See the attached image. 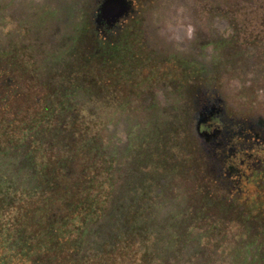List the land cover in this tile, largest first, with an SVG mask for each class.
Segmentation results:
<instances>
[{
    "label": "trees",
    "instance_id": "trees-1",
    "mask_svg": "<svg viewBox=\"0 0 264 264\" xmlns=\"http://www.w3.org/2000/svg\"><path fill=\"white\" fill-rule=\"evenodd\" d=\"M247 1L252 2V0H244L243 3H247ZM203 2L206 6L205 12L207 14L213 13L212 17L224 20L233 19L231 13L234 0H203ZM43 3L45 4L43 8L51 10L52 6H48L46 0ZM89 3H92V0H82V3L71 2L70 5L75 7L72 16L57 17V20H62L64 23L67 21L69 23L70 18L73 17L78 20L75 28L78 37L74 40L75 44L73 48L67 44L70 49L72 48V64L76 62V44L85 39L88 40L92 35L88 25L82 23V21L89 19L87 12L90 9L87 5ZM57 6V9H60L58 14L61 13L62 7H66L58 4ZM11 8L10 1L8 3L3 0L0 1V36L2 30L10 32L21 23V20L32 25L29 22L30 17L26 15L27 9L24 10L22 7L17 8L21 18L19 19L20 16H18L8 26L10 21L5 11ZM48 14L54 15L52 11ZM81 25H85V27ZM30 27L28 28L31 29ZM87 33L91 35L89 36ZM55 37H59L58 33ZM108 42L107 44L112 43L111 41ZM220 42V48L229 46L228 40L224 39ZM92 43L97 45L99 50L97 49L90 59L99 60L102 70H104L108 58L116 64L120 56L119 53L123 50L116 47L118 42H115L114 46L109 48L110 50L104 49V42L102 43L98 37L94 39V42L92 40ZM128 48V52H130L131 46ZM58 49H55V58L58 57ZM4 54L0 51V124L9 127L7 131L12 134L10 138L0 137V264H37L40 260L44 262L53 260L57 254H59L60 263H62L65 260L62 258L64 252H69L70 256L75 255L78 258L83 253L84 248L90 249L97 238H105L111 247L116 246L122 239L123 231L117 225L118 218L113 217L115 204L120 208H131L134 214L133 219H127L123 222L124 227L129 230L131 221L135 223V218L140 223L136 236H139L138 238L142 242L141 256L144 261L160 258L166 259L165 264H184L185 252L182 245L187 241L191 243L200 242V234L194 230L202 225L203 218L205 217L206 220L208 215H200L201 208L195 210L196 204H185L184 201L170 199L167 196V191H170L169 187L172 183L170 177L177 175L180 168L170 170L167 167L166 145L161 138H166L168 126L174 122L165 121V119L155 116L142 117L139 120L144 124L139 128V133L130 131V125H134V123L129 125L125 123L122 131H124L127 140L123 148H120L118 144L111 145L104 142V137H88L84 146L90 148V151L95 154L96 163H102L105 166L103 167L106 176L104 175L102 180H97V177L103 174L98 176L92 174L93 168L97 169L98 166L88 165V162H85L86 165L80 167L79 175L75 177L74 168L68 162L71 153L67 151V154L63 153L61 156H56V161L61 166L60 170L64 176L70 177V180L62 188L60 187L61 182L58 185L55 184V187H59L61 190V199L56 196L51 198L54 186L49 187L48 184H42L36 180L35 170L24 169L28 167L24 162L25 154L21 151V147L26 149L25 146L30 144L24 131L35 129L43 122L51 119L55 121L58 119L60 126H64V119L75 116L76 110L80 109V103H92L98 99L94 98L92 94L98 88L95 89L96 83L89 81V79L84 78L86 82L82 83L78 76H73L71 81L73 84L66 91L63 90L64 87L61 84L63 85V81L66 80L67 74L71 70L64 73L61 71L60 77H56V73H53L52 78L55 83L50 81L47 97H43L42 101H37V104L33 103V98L28 100V103L24 104V107L30 108L27 112L16 101L22 95L19 94L18 90H22V88L25 90L26 87L30 86L27 83L28 75H21L17 72V68L21 65H16L17 68L7 65L5 57H3ZM50 54L53 55L52 52ZM44 58L45 56H43V60ZM87 60L90 61L88 58ZM75 66L71 73L73 70L81 71L79 67L76 66L75 68ZM131 68H134L131 64L124 66L123 77L124 74L130 73ZM85 72L90 74L88 71ZM48 74L51 77L52 73L48 72ZM114 75L117 77L118 74ZM101 88L103 87L101 86ZM103 95L106 96L105 93ZM127 100L132 106L131 100ZM65 111L68 114H65ZM70 112L72 113L70 114ZM36 113L39 118L35 120ZM104 125L105 123L102 124L103 129ZM16 127L22 128L25 139L19 141L16 135L20 134L14 132ZM5 131L0 129V136ZM142 131L147 133L145 137ZM74 136L76 135L59 145L68 146L75 139ZM141 146L149 149H142ZM106 152L109 154L106 156L107 163L105 162ZM147 152H152L154 155V163H150L149 171H141L146 194L137 201L132 198V193L138 188L130 187L132 185L130 184L131 177H128L125 169L128 161L132 164L130 161L132 155L135 154V159H137L139 154ZM28 153L37 154L36 150H30ZM141 167L145 168V166ZM96 182L99 183L98 189L95 185ZM74 189L76 193L69 196L70 190L73 191ZM13 199L14 201H12ZM15 200H17L16 203L20 201L19 205H16ZM12 204L16 209L15 211L12 209ZM36 211L40 217L36 216ZM28 215H30L31 221L25 225V219L28 218ZM204 224L211 226V234L213 235V228H217L215 224L211 225L208 221ZM128 233L132 234L131 229ZM91 253H93L92 249Z\"/></svg>",
    "mask_w": 264,
    "mask_h": 264
},
{
    "label": "rangeland",
    "instance_id": "rangeland-1",
    "mask_svg": "<svg viewBox=\"0 0 264 264\" xmlns=\"http://www.w3.org/2000/svg\"><path fill=\"white\" fill-rule=\"evenodd\" d=\"M1 1V0H0ZM7 3L10 1L12 4V10H6L5 13L7 14L8 20L11 25V22L20 16L19 10L17 8H22L24 10L27 9V14L30 17L29 22L32 24H28L21 20V23L17 25L14 29L9 31L2 30V35L0 36V51L4 52L5 60L7 61V65L10 67H16V65H21L17 68V72L21 73V75H28V83L33 88V90H28L26 88H22V90H18L19 94H22L19 98H17L16 103L23 106V110L29 111V107H24V104L28 103L30 97L33 98V103L37 104L35 98L40 97L39 92H41L40 88L43 87L47 88L45 93H48L50 81L55 83V80L52 78L53 73L56 72V65H60L62 68V73L65 71L69 72L72 71L75 64L71 63V54L72 48L74 46V40L78 37L75 32L77 18L73 17L70 18L69 23L68 21L64 23L62 20L60 24L56 25L57 17L62 18L63 16H72V11L75 9L74 6H71L70 3L78 2L82 3V0H46L48 6H52L51 10L44 7V0H3ZM87 1V0H84ZM99 1V0H98ZM101 1L99 3L101 4ZM135 6L138 10L137 18L142 20L143 29L146 33V54H149L155 57H152L149 60H145V63L142 62V65L136 68H131L130 73L124 74V77L121 81H116L115 76L109 74L106 75V70H102L97 59H90L94 52L99 50L97 45L91 44V41L96 39L97 32L95 33L94 24L89 20L88 28L92 32L87 33V35H91L89 39H85L84 41H80L76 44V66L81 69V71L73 70L67 74L66 80L63 81V85L61 84L63 90H69L73 84L71 81L73 80V76H78L83 82H86L85 79H89L91 82L96 83L97 91H93L92 94L94 95L95 102L92 103H80V109L78 108L74 113L75 116H69L64 119V126H60L58 123V119L47 120L43 122L40 126L32 130H25L26 137L29 145H26V149L21 147V151L25 154V163L28 168H24L25 170H35L37 177L36 180H39L42 184H48L49 187L51 185L54 186V191L51 192V198L53 196L58 197L61 199L60 194L61 190L59 187H55V184L58 185L60 183V187L62 188L64 185L68 184L70 177H66L63 175V172L60 170L61 166L56 161V156H61L63 153H71L70 162L71 167L74 168V176H78L80 167L86 165L85 162L89 164L96 165L99 168H93L92 174L98 176L99 174H103L100 177H97V180L103 179V176H106V172L104 171V165L102 163H96L95 154H93L90 148L84 146L85 140L89 137H98V138H105L104 142L108 144L114 145L118 144L120 148H123L125 145L127 138L125 137L124 131H122L124 124H133L130 125V131H137L139 133V128L143 126V122L139 120L141 113L139 108L133 100L136 99L135 96V85H141L143 83L148 84L155 83L153 80L156 76L152 77L155 72L159 73L160 68L165 70V62L168 52V46L165 41L160 38V36H166L167 38L171 39L173 44L176 46L177 50L185 51L189 42L192 39V32L200 27V24L197 25L198 22V12L196 11V7L193 4L201 3L200 0H133ZM199 1V3H198ZM96 0H92L93 7L95 5ZM244 2V0H241ZM98 3V4H99ZM63 5L66 7L57 9L58 6ZM54 7V8H53ZM41 8V9H40ZM206 8V6H204ZM234 15L236 16L237 20L240 22L245 20V24H247L248 28L253 31L262 30L263 27H255L254 23L256 20L263 18L264 16V0H253L252 3L247 1V5L239 4L234 7ZM57 9V10H56ZM198 10V9H197ZM52 11L54 15L48 14V12ZM88 18L90 19L91 10L88 9ZM208 17H205V27L203 29L205 31L206 36H211V40H218L222 39V37L227 36L230 32V22L222 21L224 19H218V21L214 20L213 13L207 14ZM27 16V17H28ZM55 17V18H54ZM94 17V15L92 16ZM21 16L19 17V19ZM134 18V15H133ZM251 20V21H250ZM46 21V22H44ZM83 23V22H82ZM72 24V25H71ZM207 25V26H206ZM257 25V24H256ZM31 26L29 29L28 27ZM79 26V25H78ZM85 27V25H81ZM235 29L236 25H234ZM80 27V26H79ZM79 29V28H78ZM202 29V27L200 28ZM58 33V39L56 40L55 35ZM95 33V34H93ZM205 36V40H206ZM88 37V36H86ZM99 37V36H98ZM70 38V39H69ZM223 40V39H222ZM89 42V43H88ZM60 43V44H59ZM70 43V44H69ZM70 45L71 49L67 46ZM58 45V47H57ZM66 47H68L66 49ZM57 51V58H55L54 52L55 49ZM106 49V48H104ZM128 46L123 48L122 52H120V56L129 59L131 65H135V59L130 60L128 53ZM134 49V47L132 48ZM205 53L212 54L213 49L212 46H208L205 48ZM242 50V49H241ZM246 49L245 51H247ZM53 53L50 54V53ZM131 52V50H130ZM221 52L224 55L223 59L221 60L220 67H214L211 69V76L209 80L215 81L217 83H221L222 87L225 85V88L219 87L220 93H224V97L232 98V93H236V95L243 96L246 92L243 89L244 84H249V82L245 79L248 77L245 73L238 72V69L235 71L238 74H234V70L231 67L233 65L232 62V49L230 46L226 45L225 47L221 48ZM152 53V54H151ZM50 54V55H49ZM74 55V54H73ZM43 56H45L44 61ZM208 56V55H205ZM250 59L251 56H254L252 52V48H249L248 53L246 55ZM87 58L92 61H88ZM50 59V60H49ZM43 60V62H42ZM83 62L84 64H82ZM69 64V65H68ZM75 66V68H76ZM158 68V69H156ZM242 69H240L241 71ZM85 71L90 72V74H86ZM51 72V77L48 74ZM102 72V73H101ZM247 76V77H246ZM161 77V76H158ZM52 78V79H51ZM163 78V77H162ZM106 79L110 80L112 84H123L121 86H116V90H121L120 92L123 93L122 95L124 98L114 99L111 96H104L103 93L104 89L106 88ZM208 78H206L207 80ZM88 81V80H87ZM144 88H148L147 86ZM151 85V84H150ZM101 86L103 88H101ZM206 88H209L211 84H206ZM94 87V86H93ZM114 89V90H115ZM116 90L113 92L116 94ZM34 91V96H33ZM167 91V90H166ZM224 91V92H223ZM146 91H144L145 93ZM146 96L145 94H143ZM166 95V94H165ZM126 98V99H125ZM244 98V97H243ZM131 100L129 105V101ZM225 99L227 102L232 101L233 104L236 105L238 111H240L241 115H244L246 106L249 108V103L239 101L236 104L235 100ZM249 99V98H245ZM125 100V101H124ZM234 105V106H235ZM252 109H256L257 107H253L254 103L250 105ZM232 108L233 106L230 105ZM247 108V109H248ZM65 114H68L65 111ZM72 112H70L71 114ZM256 114H258L256 112ZM39 118V115L35 114V120ZM124 120V122H123ZM142 120V119H141ZM140 121V122H138ZM18 122V121H17ZM36 122V121H35ZM104 129L102 124H104ZM15 124H18L15 122ZM37 124V123H36ZM0 129L6 130L1 138L8 137L10 138L12 133H9V127L0 124ZM17 138L19 141L23 139V131L21 127H16L14 130ZM142 134H147L146 132L142 131ZM73 135L75 139L68 145L62 146L59 145L60 143L67 142ZM81 138V139H80ZM25 139V138H24ZM161 140L166 143V138H161ZM142 149H149L145 148V146H141ZM30 150H36V153L29 154ZM68 151V152H67ZM89 153H91L89 155ZM107 152L105 153V162L107 163ZM89 155V156H87ZM109 155V154H108ZM152 152L141 153L135 159V154L132 155L130 158V162H127L125 172L130 176V187L133 189L138 188L132 193V198L134 200L139 201V199L146 194V189H144L143 178L141 177V171L147 172L149 171L150 163H154ZM23 158V157H22ZM100 164V165H99ZM69 166V165H68ZM104 166V167H103ZM145 166V168L141 167ZM186 168L193 167V164H189L185 166ZM77 169V171H76ZM180 168L179 173L170 177V181L172 182L169 190L167 191V196L170 199H176L179 201L186 202L185 204H196L195 210L200 206L198 204V197L196 194V184L192 182L191 184H186L185 181H189L192 178V173L195 169H183ZM138 171V172H137ZM103 172V173H101ZM197 173V172H196ZM199 176V174H198ZM74 177V178H75ZM106 178V177H105ZM104 178V179H105ZM198 178V177H197ZM106 180V179H105ZM97 189L99 188V183L96 182ZM164 189V188H163ZM246 189L249 191H253L252 186H246ZM72 193H76V190H70L68 193L69 196ZM250 194V192H245V195ZM163 195V194H162ZM165 196V195H164ZM133 200V201H134ZM14 201V199L12 200ZM17 200H15V203ZM193 202V203H191ZM197 202V203H196ZM20 203V201H18ZM16 203V205H19ZM29 205V204H28ZM113 210V217L118 218V226L123 231L122 239L116 246L111 247L109 242L105 238H97L95 243L88 249L85 247L83 253L80 257L72 255L70 256L69 252H64L62 254V258H64V262L60 263L59 254L57 257H54L53 260L49 261H42L40 260L37 264H165L166 259L151 258L150 260H143L141 256V239L139 236H136V231L139 227V222L135 218L134 221H131V225L129 230L123 226V222L127 219H133V212L131 208H120L117 204H115ZM264 206V203H262ZM12 209L15 211L12 204ZM192 209V208H191ZM111 210V211H113ZM197 210V211H198ZM38 211L35 212L37 214ZM43 213V212H42ZM207 219L205 217L202 220V225L197 227L194 232L200 234L199 240L203 243H216L218 240V235L225 231L226 237L232 236V234L237 235L238 231L234 230L235 225L229 224V222L219 223L215 219V215L213 213L206 214ZM40 217V214L36 215ZM210 216V219H208ZM214 217V218H213ZM31 221L30 215L28 218L25 219V225H27ZM208 221V223L215 224L217 227L216 231L213 228V235L211 234V226H207L208 224H204ZM217 224V225H216ZM143 226V225H142ZM210 228V229H208ZM132 231V234L128 232ZM128 231V232H127ZM229 237V238H230ZM150 244V243H149ZM91 249L93 253H91ZM58 261H56V260ZM52 261V262H51Z\"/></svg>",
    "mask_w": 264,
    "mask_h": 264
},
{
    "label": "flooded vegetation",
    "instance_id": "flooded-vegetation-1",
    "mask_svg": "<svg viewBox=\"0 0 264 264\" xmlns=\"http://www.w3.org/2000/svg\"><path fill=\"white\" fill-rule=\"evenodd\" d=\"M99 1L96 0L94 7L92 3L87 4L92 13L90 19L82 22L88 25L92 20L104 48L110 50L115 42H118L116 47L120 49L126 45L134 47L128 52L130 60L137 61L131 65L134 68L155 57L152 53V56L145 53L147 35L140 29L144 24L137 18L139 12L134 1L124 0L127 7L114 18L104 16L102 5L105 0L101 4ZM200 1L193 4L199 17L196 24H200V27L192 32L187 48L185 51L177 50L167 35H161L160 38L169 48L166 69L160 68L159 73H154L152 77L156 76L153 80L155 83L149 82V86L146 83L136 84V99L133 102L139 108L140 117L155 116L174 122L166 132L167 167L170 170L195 169L192 178L185 182L196 184L201 208L199 214L206 216L209 212L213 213L217 224L229 222L235 225L234 230H239L237 235L232 234L230 238L226 237L227 232H221L216 243L185 242L182 245L184 264H264V16L254 23L255 27H263L262 30H250L245 20L240 22L234 15V7L245 3L234 0L233 19L222 20L230 22V32L222 39L229 41L233 51L231 67L234 74L237 69L239 74H249L245 78L249 84H244L242 89L246 91L244 95L232 93L233 99L225 98L224 93L219 91V87L223 89L225 85L222 87L221 83L209 80L213 66L220 67L224 58L220 50L222 39L211 40V36H206L203 26L205 17L209 15L205 12L203 0ZM218 19L214 18L215 21ZM60 22L56 19L55 23L58 26ZM234 25L237 30H234ZM108 41L112 43L107 44ZM210 45L214 53L207 54L205 48ZM249 48H252L254 56L247 59ZM107 60L104 68L106 75L118 74L116 81H121L124 66L131 64L127 56H119L116 64L112 59ZM54 68L56 77H60L62 67L56 65ZM106 83V96L124 98L121 90L115 89L123 84H112L108 79ZM206 84L211 86L206 88ZM26 88L33 90L31 86ZM43 89L40 88L41 96L35 99L38 102L47 97L48 93ZM114 89L116 94L113 93ZM225 99L235 100L236 104L239 101L248 102L249 108L243 106L245 113L241 115L242 109L238 111L232 101ZM253 103L256 109L250 106ZM191 163L193 167H185ZM246 186H252L253 191L247 190ZM245 192L250 194L245 195Z\"/></svg>",
    "mask_w": 264,
    "mask_h": 264
},
{
    "label": "water",
    "instance_id": "water-1",
    "mask_svg": "<svg viewBox=\"0 0 264 264\" xmlns=\"http://www.w3.org/2000/svg\"><path fill=\"white\" fill-rule=\"evenodd\" d=\"M127 3L124 0H105L102 5V12L105 17H116L121 9L126 8Z\"/></svg>",
    "mask_w": 264,
    "mask_h": 264
}]
</instances>
